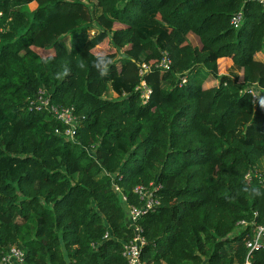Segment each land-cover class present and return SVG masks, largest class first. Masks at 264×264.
<instances>
[{
	"label": "trees",
	"instance_id": "1",
	"mask_svg": "<svg viewBox=\"0 0 264 264\" xmlns=\"http://www.w3.org/2000/svg\"><path fill=\"white\" fill-rule=\"evenodd\" d=\"M263 168L264 1L0 0V264H128L137 185L145 264H264Z\"/></svg>",
	"mask_w": 264,
	"mask_h": 264
},
{
	"label": "built area",
	"instance_id": "2",
	"mask_svg": "<svg viewBox=\"0 0 264 264\" xmlns=\"http://www.w3.org/2000/svg\"><path fill=\"white\" fill-rule=\"evenodd\" d=\"M263 2L264 0H258ZM241 19V13L238 12L232 17V22L235 26L238 25ZM169 60L164 59L160 63L162 66L167 67ZM143 66H146L143 64ZM185 78H182V82ZM142 86L145 87V83L142 82ZM148 89H145L146 97L148 94ZM249 91L252 93V98L256 99L259 95V91L256 87L251 86ZM29 109H45L52 112L60 121L65 123L68 127L65 129L64 134L72 136L73 129L76 125V117L73 114L72 107L68 106H58L50 102L49 98L46 96L44 89H39L37 95L30 99L28 102ZM248 176V175H247ZM258 179L264 184V168L258 172ZM134 191L139 194L140 199L143 200L141 207H136L134 205H128V215L130 218L129 224L134 229V234L131 240L124 243L122 248V255L127 260L128 264H145L141 259L140 253L143 244L145 243V238L142 234V227L136 222V220L141 217L149 209H153L159 204V198L153 193L152 189L145 188L142 185H137ZM240 223H244L241 220ZM257 230L254 231L252 239L246 242V245L251 248H256L262 244V232L263 227L258 225ZM2 264H25L24 263V253L23 251L16 247H10L1 257ZM249 264V263H248Z\"/></svg>",
	"mask_w": 264,
	"mask_h": 264
},
{
	"label": "rangeland",
	"instance_id": "3",
	"mask_svg": "<svg viewBox=\"0 0 264 264\" xmlns=\"http://www.w3.org/2000/svg\"><path fill=\"white\" fill-rule=\"evenodd\" d=\"M90 32L92 33L93 30H91ZM65 39L68 40V37L66 36ZM97 48H98L99 50H105V49H109V48L112 49L113 47H112L108 42H106V43H103L102 45L98 46ZM39 51H41V50H39ZM218 69H219V71L224 72V71H225V64H224V63H220ZM207 85H209V84H207ZM144 94L146 95V93H144ZM107 95H108V96H111V97H115L117 94L111 90V91L108 92ZM260 165H261V164H260ZM238 229H239V227H237V228L235 229V231H238ZM248 263H249V262L246 261L244 264H248Z\"/></svg>",
	"mask_w": 264,
	"mask_h": 264
}]
</instances>
